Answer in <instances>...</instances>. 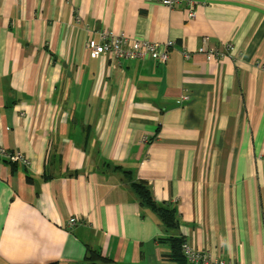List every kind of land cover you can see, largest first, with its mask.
Returning a JSON list of instances; mask_svg holds the SVG:
<instances>
[{"label": "crops", "instance_id": "obj_1", "mask_svg": "<svg viewBox=\"0 0 264 264\" xmlns=\"http://www.w3.org/2000/svg\"><path fill=\"white\" fill-rule=\"evenodd\" d=\"M102 31L174 46L92 57ZM0 148L29 160L0 153V264H264V0H0Z\"/></svg>", "mask_w": 264, "mask_h": 264}, {"label": "built area", "instance_id": "obj_2", "mask_svg": "<svg viewBox=\"0 0 264 264\" xmlns=\"http://www.w3.org/2000/svg\"><path fill=\"white\" fill-rule=\"evenodd\" d=\"M183 0H162V3L173 7L180 4ZM190 17H194L195 13L191 9L189 12ZM88 49L92 57H98L106 54H114L118 58L123 59H139L147 55L152 56L159 62H166L169 58V51L174 46V41L167 42H152L145 39L131 38L124 34L114 35L110 31H102L100 41H89ZM206 42L199 47L198 52L204 54L208 59L218 56L220 54H231L234 50L232 43H225L223 50L215 47H207ZM187 57L190 55L187 53ZM0 153L8 159L20 161L24 164H29L26 158L20 152L6 153L4 149L0 148ZM70 224L77 223L76 217L69 219ZM182 251L189 264H230L222 259L213 258L209 252L198 250L188 242H183Z\"/></svg>", "mask_w": 264, "mask_h": 264}, {"label": "trees", "instance_id": "obj_3", "mask_svg": "<svg viewBox=\"0 0 264 264\" xmlns=\"http://www.w3.org/2000/svg\"><path fill=\"white\" fill-rule=\"evenodd\" d=\"M8 159L9 163L13 161ZM13 164V163H12ZM113 169L116 171L118 170L122 173V176L129 182L131 188L137 195L140 204L143 207L149 208L152 210L162 221V223L172 229L178 227V222L176 218V210L174 207H169L165 204H159L156 202L152 196L150 187L146 181L133 179L130 170H127L122 166L114 165ZM172 241V253L170 254V258L177 261L179 264H187L185 255L182 251V244L185 242L180 237H175L171 239ZM51 264H58V263H51ZM86 264H114L112 260L102 256V254L95 250H90L87 256Z\"/></svg>", "mask_w": 264, "mask_h": 264}]
</instances>
